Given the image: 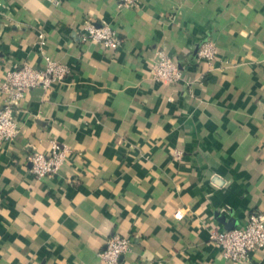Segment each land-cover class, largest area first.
I'll return each mask as SVG.
<instances>
[{
	"label": "crops",
	"instance_id": "1",
	"mask_svg": "<svg viewBox=\"0 0 264 264\" xmlns=\"http://www.w3.org/2000/svg\"><path fill=\"white\" fill-rule=\"evenodd\" d=\"M88 21L122 46L82 41ZM158 50L180 83L152 79ZM45 57L71 74L31 90L0 143V264H104L114 234L132 241L121 264H264L210 241L264 212V0H0V82ZM53 143L64 162L37 179L29 156Z\"/></svg>",
	"mask_w": 264,
	"mask_h": 264
},
{
	"label": "built area",
	"instance_id": "2",
	"mask_svg": "<svg viewBox=\"0 0 264 264\" xmlns=\"http://www.w3.org/2000/svg\"><path fill=\"white\" fill-rule=\"evenodd\" d=\"M139 0H119L123 7H133ZM83 35L84 42L91 41L105 45L107 48L118 49L122 46L116 29L109 24L97 25L88 21ZM158 61L152 69V79L159 82L180 83L184 78V69L178 65L164 50L156 52ZM216 44L207 40L200 48L198 62L213 63L217 59ZM46 65L38 68L31 65L18 66L13 71L5 73L0 82V92L4 98L0 108V143H13L21 133V126L17 116V107L25 96L33 89H50L54 85H61L71 74V69L45 57ZM67 151L61 150L57 143H53V150L49 154L34 152L30 154L31 173L37 179L53 177L64 162ZM176 219H183L179 211ZM210 241L221 249L223 256L233 262L247 263L251 254L264 249V212L251 211L245 223L230 230L211 228ZM132 241L120 234L111 235L105 249L99 254L104 264H121V259L131 251Z\"/></svg>",
	"mask_w": 264,
	"mask_h": 264
}]
</instances>
